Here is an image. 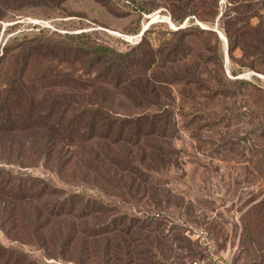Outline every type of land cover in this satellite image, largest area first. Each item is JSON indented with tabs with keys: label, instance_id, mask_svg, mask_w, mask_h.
Instances as JSON below:
<instances>
[{
	"label": "rangeland",
	"instance_id": "rangeland-1",
	"mask_svg": "<svg viewBox=\"0 0 264 264\" xmlns=\"http://www.w3.org/2000/svg\"><path fill=\"white\" fill-rule=\"evenodd\" d=\"M95 111L168 112L154 191L78 164ZM133 263L264 264V0H0V264Z\"/></svg>",
	"mask_w": 264,
	"mask_h": 264
},
{
	"label": "trees",
	"instance_id": "trees-1",
	"mask_svg": "<svg viewBox=\"0 0 264 264\" xmlns=\"http://www.w3.org/2000/svg\"><path fill=\"white\" fill-rule=\"evenodd\" d=\"M194 1L195 0H189V3L192 4ZM190 14V16L195 17L193 13ZM126 56L127 55L123 54L119 55L121 58ZM96 60L98 63H100L101 60H105V64L106 62H111L110 68L118 73L127 59ZM9 114L10 112L8 110L7 112L2 113V116ZM169 118L170 116L167 111L158 114L155 113L151 116H140L136 119L116 117L112 112L103 113L95 111L88 117L82 115V117H78L72 123L68 124L64 128L63 143H69L66 145L72 147H75L76 145L77 147H82L75 141L77 135L78 138H84L87 136L88 138L85 139L87 142L96 140V145L97 141L104 142L105 144L101 146L100 150L96 149V152L93 155L90 154L93 158L95 156L92 165H88L82 161L78 164L81 167H86L87 175L94 174L95 176L97 175V177H100L105 185L112 186L118 190H123L127 186L130 190L136 189L137 192L144 190V193L146 194L149 192V189L154 191L153 187L148 185L147 172L157 173L159 167L166 164V158L161 151L162 149L156 148L151 144L156 143L158 139H172V135L169 134H172L174 126ZM50 130L53 132L59 131L54 128ZM100 131H102V133H100ZM61 135L62 134L59 133V136ZM147 142H150V145H148ZM115 147L117 148L112 149ZM141 178L145 179L142 180ZM17 184L18 190L11 191L8 194L19 198L18 196L21 195L23 191L25 192V187H21L20 181H18ZM43 195L44 191H40L39 196ZM75 198L76 197H70L67 200H70L71 203ZM94 202L98 207L96 212L108 214L111 211L109 208H105L107 211L102 210L101 207H103V204L97 201ZM70 206L72 207L71 204ZM61 214L63 213L61 212ZM130 229L120 232L123 235L125 232V235L129 236L131 235ZM105 235L106 233L101 230L93 237L97 239L98 237L101 238ZM146 241L147 239L144 240V242ZM193 255H195L194 252L192 253V256ZM200 257L204 258L202 254H200Z\"/></svg>",
	"mask_w": 264,
	"mask_h": 264
},
{
	"label": "built area",
	"instance_id": "built-area-1",
	"mask_svg": "<svg viewBox=\"0 0 264 264\" xmlns=\"http://www.w3.org/2000/svg\"><path fill=\"white\" fill-rule=\"evenodd\" d=\"M160 19V17H158V20Z\"/></svg>",
	"mask_w": 264,
	"mask_h": 264
},
{
	"label": "water",
	"instance_id": "water-1",
	"mask_svg": "<svg viewBox=\"0 0 264 264\" xmlns=\"http://www.w3.org/2000/svg\"><path fill=\"white\" fill-rule=\"evenodd\" d=\"M145 32V31H144ZM144 32L142 33V35L144 34Z\"/></svg>",
	"mask_w": 264,
	"mask_h": 264
},
{
	"label": "crops",
	"instance_id": "crops-1",
	"mask_svg": "<svg viewBox=\"0 0 264 264\" xmlns=\"http://www.w3.org/2000/svg\"><path fill=\"white\" fill-rule=\"evenodd\" d=\"M145 32H146V31H145ZM145 32H144V33H145ZM143 35H144V34H143ZM143 35H142V36H143Z\"/></svg>",
	"mask_w": 264,
	"mask_h": 264
}]
</instances>
